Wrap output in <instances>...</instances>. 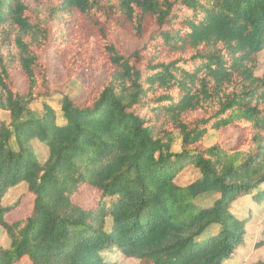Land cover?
I'll return each mask as SVG.
<instances>
[{"label": "trees", "instance_id": "1", "mask_svg": "<svg viewBox=\"0 0 264 264\" xmlns=\"http://www.w3.org/2000/svg\"><path fill=\"white\" fill-rule=\"evenodd\" d=\"M114 31L140 47L125 53ZM263 49L264 0H0V264H225L249 225L232 202L264 200ZM49 52L68 78L105 75L82 101L59 100L60 122L32 116L51 91ZM228 129L231 147H204ZM188 166L198 177L180 187ZM82 187L93 206L75 202ZM26 197L30 213L10 221Z\"/></svg>", "mask_w": 264, "mask_h": 264}, {"label": "rangeland", "instance_id": "2", "mask_svg": "<svg viewBox=\"0 0 264 264\" xmlns=\"http://www.w3.org/2000/svg\"><path fill=\"white\" fill-rule=\"evenodd\" d=\"M113 39L116 40L119 47L125 53H131L140 47V43L134 40L130 35L120 31L111 33ZM260 67L256 75H261L264 72V49L258 55ZM49 71V79L51 91L48 97L41 98L38 103L31 106L33 111L32 116L40 117L46 112V108L54 110L58 122L62 121L61 110L58 104L62 97L74 98L75 101H82L88 93L90 87L98 86L104 79L105 75L102 71L90 70L84 68L77 76L68 78L65 75L61 59L54 52H49L43 57ZM14 87L22 91V79L14 75L12 78ZM0 120L6 124L10 122L9 115L0 110ZM237 131L235 129L223 130L220 132H210L206 135L204 147H210L215 143H219L224 147H231L234 144ZM180 137H175V142L172 147L174 152H180ZM36 152L43 161L46 158V151L43 146L36 144ZM198 170L193 166L186 167L175 179V183L180 187L187 186L195 182L198 177ZM25 192V186H18L10 189L4 197L2 204L4 206L11 205L19 197L20 194ZM98 193L87 187H82L78 195L75 197V202L83 207H91L94 205ZM217 198L215 194L206 195L194 202L196 205L210 206ZM32 200L26 197L20 207L9 216V220L13 221L28 215L31 211ZM231 214L237 217H245L248 221L246 227V239L243 244L239 245L234 250V255L225 264H253L256 262L264 261V240L262 236V228L264 227V200L260 203H255L248 196H241L235 199L231 204ZM0 245L8 247V241L4 235L3 230L0 228ZM112 259L118 260L120 257L113 256ZM120 264H138L136 260H119ZM19 264H27L25 260H21Z\"/></svg>", "mask_w": 264, "mask_h": 264}]
</instances>
